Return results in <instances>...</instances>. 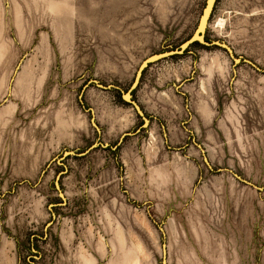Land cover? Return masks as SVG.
<instances>
[{"label": "rangeland", "instance_id": "obj_1", "mask_svg": "<svg viewBox=\"0 0 264 264\" xmlns=\"http://www.w3.org/2000/svg\"><path fill=\"white\" fill-rule=\"evenodd\" d=\"M206 3L0 0V264H264V0L143 66Z\"/></svg>", "mask_w": 264, "mask_h": 264}, {"label": "water", "instance_id": "obj_2", "mask_svg": "<svg viewBox=\"0 0 264 264\" xmlns=\"http://www.w3.org/2000/svg\"><path fill=\"white\" fill-rule=\"evenodd\" d=\"M215 2H216V0H207L206 6L204 8V11L202 13V16L200 18V21H199V24H198V27H197L195 33L191 36V38L189 40H187L185 43H183L179 49L174 50V51H169L166 53H162V54L156 55L152 58H149L144 62L143 66H146L152 62H156V61L164 59V58L172 57L174 55H182L184 53V51L187 48H189L190 45H192L196 41H199L200 43L205 44V45H209L208 43L205 42L204 34H205V31H206V28L208 25V21L210 19L211 14H212ZM213 45L220 46V47L228 50L231 53V50L225 44L215 42V43H213ZM130 93H131V90L128 91L125 95H123L124 101H128V102L132 103V105L141 114L138 105L135 102L130 100V98H131Z\"/></svg>", "mask_w": 264, "mask_h": 264}, {"label": "trees", "instance_id": "obj_3", "mask_svg": "<svg viewBox=\"0 0 264 264\" xmlns=\"http://www.w3.org/2000/svg\"><path fill=\"white\" fill-rule=\"evenodd\" d=\"M196 46H202V44L199 41L194 42L192 45H190L189 48H187L184 53H187L190 48L196 47ZM173 57V56H172ZM124 101V100H123ZM125 102V101H124Z\"/></svg>", "mask_w": 264, "mask_h": 264}]
</instances>
